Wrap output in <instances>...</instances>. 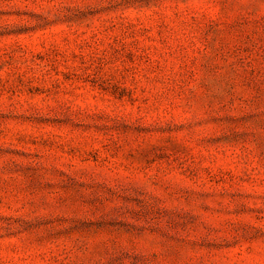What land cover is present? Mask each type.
Segmentation results:
<instances>
[{
	"label": "rangeland",
	"instance_id": "rangeland-1",
	"mask_svg": "<svg viewBox=\"0 0 264 264\" xmlns=\"http://www.w3.org/2000/svg\"><path fill=\"white\" fill-rule=\"evenodd\" d=\"M0 264H264V0H0Z\"/></svg>",
	"mask_w": 264,
	"mask_h": 264
}]
</instances>
